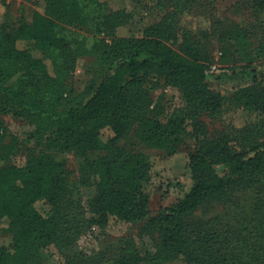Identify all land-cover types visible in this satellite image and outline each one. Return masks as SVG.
I'll use <instances>...</instances> for the list:
<instances>
[{"label":"trees","instance_id":"obj_1","mask_svg":"<svg viewBox=\"0 0 264 264\" xmlns=\"http://www.w3.org/2000/svg\"><path fill=\"white\" fill-rule=\"evenodd\" d=\"M41 1L43 11L32 10L30 20L7 13L0 21V113L33 125L37 144L51 151L18 163L16 137L0 121V217L11 236L0 245V264H50L42 252L50 245L62 264H264V124L210 133L202 119L222 112L220 86L264 112V0H249L263 16L258 34L239 25L228 33L245 50L256 37L258 56L248 51L247 63L225 72L213 69L208 43L181 26L204 0H155L162 19L128 33L121 29L135 24L134 11L110 0ZM74 26L93 32L86 50L99 60L80 89L72 77L85 45ZM167 86L185 105L162 120L151 114L153 93ZM188 125L190 182L151 214L153 159L144 149L176 153ZM71 152L81 157L78 184L66 167ZM248 188L254 196L244 205L240 191ZM212 200L226 209L197 218ZM113 218L145 223L137 237L84 252L82 234L105 230Z\"/></svg>","mask_w":264,"mask_h":264},{"label":"rangeland","instance_id":"obj_2","mask_svg":"<svg viewBox=\"0 0 264 264\" xmlns=\"http://www.w3.org/2000/svg\"><path fill=\"white\" fill-rule=\"evenodd\" d=\"M5 1L6 4H0V21L5 19L7 13L14 17H24L30 20L32 10L43 11L44 9V3L41 0ZM110 1L115 8L127 7L135 13V24H133L135 26L123 27L121 29L122 33H128L131 27L137 31L141 26L154 24L160 21L164 15V11L155 6V0ZM262 18V14L255 13L249 0H204L200 2L199 7L191 14L182 16L181 26L189 28L208 43L213 56V69L216 72H225L231 66L247 63L248 51H250L251 55L258 56L259 40L256 37L253 36L252 40L246 42L248 50H245V48L241 47L238 40L228 39L229 31L236 25L240 27L249 26L253 35L258 34ZM72 29L78 32L85 45V49L78 56V64L72 77L75 87L80 89L91 78L92 70L99 65L97 55L86 50L96 37L88 28L74 26ZM259 59L256 60L264 64V54H261ZM220 87L227 96L222 112L214 117L208 114L202 116L210 133H214L215 130H221L229 125L244 126L251 124L253 127L259 128L264 124V112L246 107L241 102L236 101L233 97L235 90L232 86ZM153 98L154 103L151 114L162 120H166L169 113L175 108L185 105V100L180 90L172 86L156 90L153 93ZM0 121L8 127L9 133L16 137V148L13 158L18 163H24L31 155L42 152L51 153L46 147L37 144L35 137H33L35 127L26 120L17 118L12 114L0 113ZM190 130L191 125H188L184 134V142L179 150L172 155H168L158 149H144L153 159L152 178L149 185L151 214H155L162 206L179 197L183 185H188L190 182L189 151L195 144V138ZM110 134V131H105L104 138H107ZM66 167L70 172L72 182L78 184L82 171L81 157L75 152H71L68 155ZM240 193L242 203L248 205L252 195L254 196L253 189L248 188L240 191ZM38 206L44 214L49 212V207L45 204L39 203ZM224 209L226 207L221 202L212 200L201 207L196 213V217L209 218ZM144 223V221L128 223L113 218L105 230H101L98 227L87 230L82 234L78 243L80 248L88 254L100 251L103 248H109L112 243L116 244L120 237H137ZM7 227L8 220L0 217V245H9L11 243V236ZM42 252L49 258L50 264H62V257L55 245L43 248ZM173 264L195 263L180 261Z\"/></svg>","mask_w":264,"mask_h":264}]
</instances>
